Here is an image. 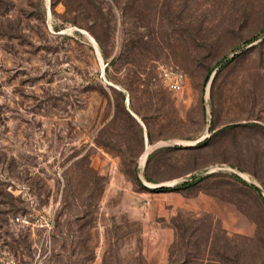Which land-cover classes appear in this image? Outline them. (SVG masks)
<instances>
[{
  "label": "rangeland",
  "instance_id": "1",
  "mask_svg": "<svg viewBox=\"0 0 264 264\" xmlns=\"http://www.w3.org/2000/svg\"><path fill=\"white\" fill-rule=\"evenodd\" d=\"M230 173L264 198V0H0V264H264Z\"/></svg>",
  "mask_w": 264,
  "mask_h": 264
},
{
  "label": "trees",
  "instance_id": "2",
  "mask_svg": "<svg viewBox=\"0 0 264 264\" xmlns=\"http://www.w3.org/2000/svg\"><path fill=\"white\" fill-rule=\"evenodd\" d=\"M257 38L254 37L252 39H249L247 41H245L246 44H249V43H252L253 41H255ZM139 39L137 38V33H132L131 36L128 38V39H125L122 44H121V48H120V51L119 53L117 54L116 57H114V60L113 62H122L126 65H131L133 66V59H134V56H136V52L137 50H142V46L141 43L138 41ZM137 73L134 72L133 74L135 75ZM258 121V120H256ZM238 127H240L239 125L235 124V125H231V126H226L222 129H220L218 132H220V134H224V133H228L230 132L231 130H234V129H237ZM246 128H248V130H252V129H259L261 128V125L258 124V123H252L251 125H247L245 126ZM207 141V140H206ZM205 144L208 143V142H204ZM174 150V147H162V148H159L157 149L156 152L157 155L158 154H162L163 156V153H166L167 155V152H170V151H173ZM195 170L193 171H189V173H194ZM227 176V174L223 173V172H212V173H209L203 177H200V178H196V177H192L193 180L191 182H183L179 187L177 188H171L170 190L169 189H166V190H163V191H176V190H182L183 188H187V187H190V186H193L194 184L196 183H203L205 182L206 180H210V179H214L216 177H220V176ZM230 178L233 179V181H235L236 183H239L241 184L242 186L244 187H247L249 188L250 190H252L253 192L256 193V195L258 196V198L260 199L261 203L264 205V198L260 195V194H257V190L254 186H249L245 181L241 180L238 176L230 173L229 176ZM212 181H215V180H211L209 181L208 183H212ZM216 184L213 185V188L216 189ZM200 190V189H199ZM206 191V189H204Z\"/></svg>",
  "mask_w": 264,
  "mask_h": 264
},
{
  "label": "built area",
  "instance_id": "3",
  "mask_svg": "<svg viewBox=\"0 0 264 264\" xmlns=\"http://www.w3.org/2000/svg\"><path fill=\"white\" fill-rule=\"evenodd\" d=\"M163 86L172 93H178L183 87L182 76L169 70H161L159 74ZM17 220V219H16Z\"/></svg>",
  "mask_w": 264,
  "mask_h": 264
},
{
  "label": "water",
  "instance_id": "4",
  "mask_svg": "<svg viewBox=\"0 0 264 264\" xmlns=\"http://www.w3.org/2000/svg\"><path fill=\"white\" fill-rule=\"evenodd\" d=\"M204 139V138H203ZM162 144L161 143H159L158 144V146H161ZM225 167H223V166H220V168L219 169H224ZM186 181V180H185ZM183 183V182H182ZM179 184V182H174V183H172V184H166V185H163V186H157V187H155V188H153V189H158V188H161V187H173L174 185H178ZM253 185V184H252ZM257 190H259V188H257L256 186H254Z\"/></svg>",
  "mask_w": 264,
  "mask_h": 264
},
{
  "label": "crops",
  "instance_id": "5",
  "mask_svg": "<svg viewBox=\"0 0 264 264\" xmlns=\"http://www.w3.org/2000/svg\"><path fill=\"white\" fill-rule=\"evenodd\" d=\"M212 173V172H211ZM137 205V204H136ZM134 219H136L137 220V209H135V218ZM167 241H171V235L169 234H167Z\"/></svg>",
  "mask_w": 264,
  "mask_h": 264
},
{
  "label": "bare ground",
  "instance_id": "6",
  "mask_svg": "<svg viewBox=\"0 0 264 264\" xmlns=\"http://www.w3.org/2000/svg\"><path fill=\"white\" fill-rule=\"evenodd\" d=\"M148 150H149V149L147 148L146 153L148 152ZM145 155H146V154H145Z\"/></svg>",
  "mask_w": 264,
  "mask_h": 264
}]
</instances>
